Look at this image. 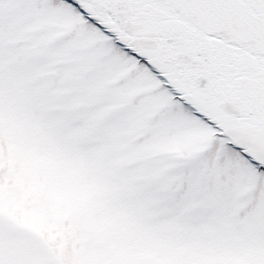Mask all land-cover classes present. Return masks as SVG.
<instances>
[{
  "label": "snow or ice",
  "instance_id": "6c2138e0",
  "mask_svg": "<svg viewBox=\"0 0 264 264\" xmlns=\"http://www.w3.org/2000/svg\"><path fill=\"white\" fill-rule=\"evenodd\" d=\"M0 264H264V0H0Z\"/></svg>",
  "mask_w": 264,
  "mask_h": 264
},
{
  "label": "rangeland",
  "instance_id": "374dc122",
  "mask_svg": "<svg viewBox=\"0 0 264 264\" xmlns=\"http://www.w3.org/2000/svg\"><path fill=\"white\" fill-rule=\"evenodd\" d=\"M128 203L133 208H139L140 207L138 202H136L135 199L131 196L128 197Z\"/></svg>",
  "mask_w": 264,
  "mask_h": 264
}]
</instances>
